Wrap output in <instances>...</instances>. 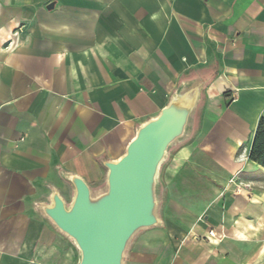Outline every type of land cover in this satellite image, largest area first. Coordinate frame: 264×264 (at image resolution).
Wrapping results in <instances>:
<instances>
[{
	"label": "crops",
	"instance_id": "obj_1",
	"mask_svg": "<svg viewBox=\"0 0 264 264\" xmlns=\"http://www.w3.org/2000/svg\"><path fill=\"white\" fill-rule=\"evenodd\" d=\"M171 104L185 130L121 264H264V0H0V264H65L43 212Z\"/></svg>",
	"mask_w": 264,
	"mask_h": 264
},
{
	"label": "water",
	"instance_id": "obj_2",
	"mask_svg": "<svg viewBox=\"0 0 264 264\" xmlns=\"http://www.w3.org/2000/svg\"><path fill=\"white\" fill-rule=\"evenodd\" d=\"M187 115L186 108L171 104L140 128L125 154L105 164L108 193L95 204H90L88 188L79 178L72 180L76 195L70 211L64 210L58 197L53 198V207L45 213L75 240L80 264H121L132 234L155 223L153 177L167 146L181 134Z\"/></svg>",
	"mask_w": 264,
	"mask_h": 264
},
{
	"label": "rangeland",
	"instance_id": "obj_3",
	"mask_svg": "<svg viewBox=\"0 0 264 264\" xmlns=\"http://www.w3.org/2000/svg\"><path fill=\"white\" fill-rule=\"evenodd\" d=\"M185 124H186V122H185ZM184 130H185V125L183 127V130H182L181 134L178 137H176L167 146V148H166V150H165L160 162L158 163L155 175L153 177V184H152L153 209H152V215L155 218V222H156V218H157V216H156L157 215V207H156L157 206V201H156V196H155L156 189H157L156 188L157 173H158L159 167L161 166V164L163 162V159L166 157L165 153L167 152L169 146H171V144H173V142H175V140H177L178 138H180L182 136V133L184 132ZM117 161H115V162H117ZM115 162H106V163H115ZM106 163L103 164V167L100 170V173H101V174H99L100 178H98L96 180V182L91 185L90 189L87 187L88 188V192H89L88 195H89L90 204H95L99 199H101L102 197H104L108 193V173H109V169L106 167V165H105ZM68 192L70 193V190H68ZM70 195H71V198L68 197L67 200H64V201L61 200V202L63 204V208H64V210L66 212L70 211V209H71V207L73 205V202H74L75 195H76V188H75L73 183H71V193H70ZM43 213H44V220L50 226H52L54 232L59 236V240L61 241V244L63 246H65L66 248H68V249L65 250L66 252L62 251L60 253V256H62L64 258L65 264H80L81 251H80L78 245L76 244L75 240L71 236H69L68 234L63 232L61 229H59L57 227V225L54 223V221L45 213V211ZM148 227L138 228L135 232H137L138 230H142L144 228H148ZM133 234H132V236H133ZM131 237L126 242V245H125L124 250L122 252L121 263H122V260H123L125 249H126L128 243H129V240L131 239ZM67 253L69 254L68 258H67Z\"/></svg>",
	"mask_w": 264,
	"mask_h": 264
},
{
	"label": "trees",
	"instance_id": "obj_4",
	"mask_svg": "<svg viewBox=\"0 0 264 264\" xmlns=\"http://www.w3.org/2000/svg\"><path fill=\"white\" fill-rule=\"evenodd\" d=\"M248 160L264 169V118L258 121L251 142Z\"/></svg>",
	"mask_w": 264,
	"mask_h": 264
},
{
	"label": "built area",
	"instance_id": "obj_5",
	"mask_svg": "<svg viewBox=\"0 0 264 264\" xmlns=\"http://www.w3.org/2000/svg\"><path fill=\"white\" fill-rule=\"evenodd\" d=\"M216 233L213 231V230H209L208 231V237H210V238H216Z\"/></svg>",
	"mask_w": 264,
	"mask_h": 264
}]
</instances>
